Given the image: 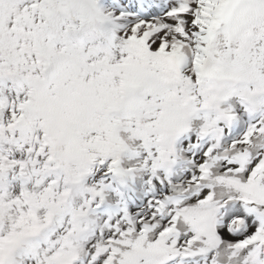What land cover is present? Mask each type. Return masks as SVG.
<instances>
[{
  "label": "snow or ice",
  "instance_id": "6c2138e0",
  "mask_svg": "<svg viewBox=\"0 0 264 264\" xmlns=\"http://www.w3.org/2000/svg\"><path fill=\"white\" fill-rule=\"evenodd\" d=\"M0 264H264V0H0Z\"/></svg>",
  "mask_w": 264,
  "mask_h": 264
}]
</instances>
